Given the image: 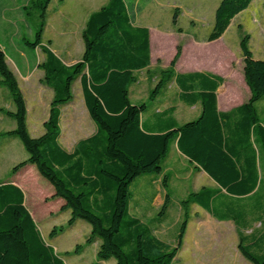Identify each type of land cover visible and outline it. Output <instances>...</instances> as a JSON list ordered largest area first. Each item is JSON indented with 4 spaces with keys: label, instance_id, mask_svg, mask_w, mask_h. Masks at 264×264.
<instances>
[{
    "label": "trees",
    "instance_id": "obj_1",
    "mask_svg": "<svg viewBox=\"0 0 264 264\" xmlns=\"http://www.w3.org/2000/svg\"><path fill=\"white\" fill-rule=\"evenodd\" d=\"M251 2L221 0L207 41L220 39ZM47 5V0L35 5L38 27L34 40L24 42L33 50L41 48L43 81L53 92L44 133L37 138L28 132L25 101L0 47V84L9 92L14 108L2 112L15 123L14 129L0 133V137L18 139L27 154L25 161L12 168V175L34 167L53 187L54 198L63 201L61 212L70 213L67 225L82 220L90 226L87 243L100 241L96 253L99 262L176 264L187 229L185 210L192 202L220 221L234 222L240 230L242 257L251 264H264V232L250 238L251 242L241 233L251 216L248 203L254 201L255 210L264 205V114L258 109L264 101V59L253 58L249 37L244 36L239 47L250 98L229 112L217 109L216 90L223 83L221 78L174 71L179 48L169 67L152 77L157 83L147 101L164 98L174 83L178 102L200 106L196 118L180 125L174 118V106L156 112L157 102L143 118L147 103L130 102L129 90L137 81L136 75L150 66L149 30L134 24L138 7L130 8L126 0H108L91 13L81 34L83 55L68 66L49 45L41 44ZM173 19L175 23L176 15ZM77 80L96 131L67 152L59 143L60 109L72 102V86ZM172 143L218 187H202L180 203L184 213L174 247L157 239L148 225L131 214L136 184L163 178L165 202L151 223L159 225L165 220L171 193L164 160ZM63 230L52 231L50 237ZM0 264H66L42 238L25 206L24 193L14 181L0 182Z\"/></svg>",
    "mask_w": 264,
    "mask_h": 264
},
{
    "label": "rangeland",
    "instance_id": "obj_2",
    "mask_svg": "<svg viewBox=\"0 0 264 264\" xmlns=\"http://www.w3.org/2000/svg\"><path fill=\"white\" fill-rule=\"evenodd\" d=\"M43 1L45 0H13L9 17L1 25V30L8 33H0V45L4 48L6 62L15 74L27 107V125L32 138L43 133L53 98L43 81L40 68L43 61L41 48L34 51L24 45L25 39L31 42L34 40V34L30 30L34 31L38 27L36 6ZM47 1L41 44L49 45L64 64L72 65L80 61L83 55L81 34L88 16L98 11L108 0ZM220 2L221 0H126L130 8L138 7L139 13L134 24L147 28L151 39L150 66L147 71L136 75L137 81L129 90L131 104L147 103L143 118L149 115L158 101L164 102L158 106L159 110L175 107V118L180 125L197 116L198 107L190 109L177 101V89L173 83L168 86L164 98H158L154 103L147 101L157 83V78L152 77L169 67L178 48L180 56L174 67L176 73H198L199 67H216L220 70L219 77L224 84L234 87L233 97L239 95L241 101H248L247 95L242 91L245 81L239 44L244 36H248V47L253 58L264 59V0H252L248 9L233 19L219 41L208 42L207 38L214 24V12ZM21 49L24 55L21 54ZM72 96V104L63 107L61 111L59 136L61 145L70 150L96 131L84 106L78 81L72 86ZM260 107L264 109V103ZM13 110L12 98L0 84V133L14 128V121L3 113ZM26 159L27 154L18 139L0 137V182L16 181L19 184L24 192L25 206L44 241L66 264H116L114 259L102 263L96 259L100 241L87 243L90 233L87 223L78 220L71 227L67 225L70 213L61 212L63 201L54 198L53 187L34 167H27L12 175V168ZM164 162L166 181L171 193L165 220L159 225L151 223L158 217L165 202L163 178L147 190V193L153 194L149 201H140L138 193L141 189L139 192L134 190L131 214L148 225L157 239L174 247L184 213L180 203L202 187H216L208 177L201 175V171L192 167L177 153L174 143L170 145ZM261 170L264 174V161ZM131 192L133 193V189ZM253 205L254 201L248 203L251 216L241 231L249 242L250 238L258 237L264 232V205L259 210H255ZM185 211L188 216L187 229L176 256V264H251L242 257L238 249L240 230L234 222L220 221L192 202L187 204ZM60 228H64L63 232L58 231L56 237L51 238V232Z\"/></svg>",
    "mask_w": 264,
    "mask_h": 264
},
{
    "label": "crops",
    "instance_id": "obj_3",
    "mask_svg": "<svg viewBox=\"0 0 264 264\" xmlns=\"http://www.w3.org/2000/svg\"><path fill=\"white\" fill-rule=\"evenodd\" d=\"M25 1H27V0H25ZM13 2V0H0V33L2 34V35H5V34H7L8 33V31H2L1 30V25L3 24V23H5V19H6V17H9V12H11V10H12V5H10L11 3ZM106 4V3H105ZM104 4V5H105ZM103 5V6H104ZM102 7V6H101ZM100 7V8H101ZM241 14V13H240ZM89 17V16H88ZM88 19V18H87ZM137 18H135V20H136ZM24 20V19H23ZM233 21V20H232ZM231 25V24H230ZM229 28V27H228ZM33 34H34V31L33 30H30ZM225 34V33H224ZM223 34V35H224ZM222 35V36H223ZM222 38V37H221ZM220 38V39H221ZM220 39H218L217 41H219ZM217 41H214V42H217ZM0 47H1V45H0ZM2 48V47H1ZM28 48H30V47H28ZM2 50L4 51V48H2ZM37 50V48L34 50V51H36ZM20 52H21V54H23V50L21 49L20 50ZM24 55V54H23ZM151 57H152V50H151V39H150V61H151ZM43 61H44V54H43ZM42 61V62H43ZM7 63V62H6ZM8 65V64H7ZM66 65V64H65ZM69 66V65H68ZM9 67V66H8ZM208 67V66H207ZM201 67H199V69H198V73H205V74H210V75H212V76H216V77H219L220 75V73H219V69L218 68H205V69H201ZM42 71V70H41ZM42 73H43V71H42ZM189 73H191V72H189ZM189 73H180V74H189ZM14 74V73H13ZM15 75V74H14ZM43 76H44V74H43ZM219 78H221V77H219ZM222 79V78H221ZM78 82H79V80H77ZM77 81H75V82H77ZM74 82V83H75ZM18 83V82H17ZM80 84V83H79ZM173 85L175 86V84L173 83ZM47 87V86H46ZM176 87V86H175ZM50 91H51V93H52V97H53V92H52V90L49 88V87H47ZM176 89H177V87H176ZM233 89H234V87H228V85H225L224 84V82L218 87V89L216 90V98H217V109H218V111H220V112H229V111H231V110H233L234 108H237V107H239V106H241V105H243L244 103H246V102H243V101H241V98H240V96L238 95L237 97H233ZM81 90V89H80ZM242 91H243V93H245L247 96V98L249 99L250 98V92H249V89H248V87L246 86V84H244V86L242 87ZM179 93V91H178V89H177V93H176V97H177V94ZM82 94V93H81ZM166 95V94H165ZM165 95H164V97H165ZM221 95H223V97H221ZM72 102H73V100H72ZM72 102L70 103V104H68V105H66L67 107L68 106H70L71 104H72ZM84 102V101H83ZM158 103H160V106L164 103V102H161V101H158ZM262 103H264V101L263 102H261V103H259L258 104V109L264 114V109L263 108H261L260 106H261V104ZM184 105V104H183ZM66 106H63V107H66ZM185 107H187V108H194V107H198L199 108V112H198V114H197V116L199 115V113H200V106L199 105H195V106H193V107H189V106H187V105H184ZM63 107H61V109H60V114H61V111H62V109H63ZM169 107H167V108H164V109H162V110H159V108L158 109H156V112H162V111H164V110H166V109H168ZM49 110H50V107H49ZM26 111H27V107H26ZM176 112V111H175ZM27 115H28V112H27ZM27 115H26V122H27ZM49 116V115H48ZM196 116V117H197ZM195 117V118H196ZM61 118H62V116L60 115V125H61ZM174 118H175V113H174ZM176 119V118H175ZM194 119V118H193ZM193 119H191V120H193ZM190 121V120H189ZM59 125V126H60ZM27 128L29 129V126L27 125ZM14 129V128H13ZM12 130V129H11ZM29 132V131H28ZM43 133H44V128H43ZM42 133V134H43ZM41 134V135H42ZM40 135V136H41ZM92 136V135H91ZM90 137V136H89ZM88 138V137H87ZM84 139H86V138H84ZM59 140H60V138H59ZM59 143H60V141H59ZM60 145H61V143H60ZM62 146V145H61ZM62 148L63 149H65L63 146H62ZM74 149V148H73ZM73 149H65L67 152H72L73 151ZM175 149H176V145H175ZM176 151H177V149H176ZM177 153L179 154V152L177 151ZM180 155V154H179ZM184 158V157H183ZM185 159V158H184ZM187 162H188V164H190L192 167H194L187 159H185ZM31 167H28V169H30ZM201 175H204V177H208L203 171H201ZM208 179L210 180V181H212L213 182V184L215 185V187L216 188H214V186L212 185L211 187H209V188H211V189H217L218 187H217V185L214 183V181L213 180H211L209 177H208ZM158 181V180H157ZM157 181H149V180H141L140 182H138L137 184H136V189L138 190V192H139V190H140V192L138 193V194H140V201H149V200H151L152 199V197H153V194L152 193H147V190L148 189H151L152 188V186L157 182ZM14 183L17 185V186H19V184L16 182V181H14ZM20 187V186H19ZM22 190V189H21ZM23 191V190H22ZM24 193V192H23ZM25 197V196H24ZM56 200H59V199H57V198H55ZM139 200H137L138 202H139ZM139 205V204H138ZM102 263V262H101Z\"/></svg>",
    "mask_w": 264,
    "mask_h": 264
}]
</instances>
